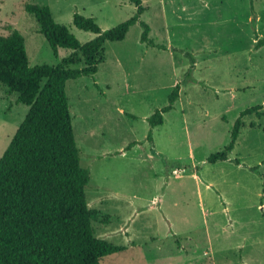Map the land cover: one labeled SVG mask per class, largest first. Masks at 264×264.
Listing matches in <instances>:
<instances>
[{"label": "rangeland", "instance_id": "obj_1", "mask_svg": "<svg viewBox=\"0 0 264 264\" xmlns=\"http://www.w3.org/2000/svg\"><path fill=\"white\" fill-rule=\"evenodd\" d=\"M141 2L149 38L167 50L141 44L136 23L104 44L94 78L66 84L95 235L124 248L100 264H264V117L243 118L227 161H206L242 111H264V46L255 48L264 0ZM28 4L47 5L81 45L95 35L74 27V13L107 31L136 11L129 0H0V36L23 37L30 67H54L71 51L52 53ZM175 86L149 139L147 119ZM27 111L0 86V157Z\"/></svg>", "mask_w": 264, "mask_h": 264}, {"label": "trees", "instance_id": "obj_2", "mask_svg": "<svg viewBox=\"0 0 264 264\" xmlns=\"http://www.w3.org/2000/svg\"><path fill=\"white\" fill-rule=\"evenodd\" d=\"M129 1L135 6V14L107 31H102L94 19L74 13V27L95 35L84 45L54 22L47 5H26V13L35 19L38 33L52 53L56 56L59 49L71 51L54 67H30L24 39L18 32L0 36V86L8 95H16L17 104L28 107L0 157V264H100L101 259L124 250L95 235L92 223L99 212L88 208L85 187L90 174L80 166L66 84L94 78L104 61V44L121 42L136 23L142 28L141 44L167 50L149 38V26L140 21L145 10L141 0ZM255 37V48L264 46V39L256 33ZM75 66L81 68L73 69ZM178 90L175 86L168 105L147 119L149 139L152 130L162 125L163 114L173 109ZM262 108L256 105L242 111L233 124L229 143L211 154L207 163L227 161L244 126L243 118L264 117Z\"/></svg>", "mask_w": 264, "mask_h": 264}]
</instances>
